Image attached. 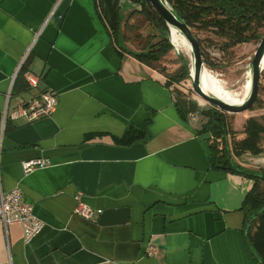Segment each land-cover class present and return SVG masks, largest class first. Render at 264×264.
Segmentation results:
<instances>
[{
	"label": "crops",
	"instance_id": "1",
	"mask_svg": "<svg viewBox=\"0 0 264 264\" xmlns=\"http://www.w3.org/2000/svg\"><path fill=\"white\" fill-rule=\"evenodd\" d=\"M105 9L99 16L95 0H0V187L20 185L43 222L28 242L21 225H0V264H258L238 210L251 180L209 168L197 134L205 104L119 53ZM26 73L39 76L37 87ZM47 89L57 96L50 116L9 117ZM244 113L231 127L236 139ZM129 130L149 137L117 142ZM260 138L263 152L233 161L263 167ZM35 159L49 165L25 174L22 163ZM77 192L97 217L74 212Z\"/></svg>",
	"mask_w": 264,
	"mask_h": 264
},
{
	"label": "trees",
	"instance_id": "2",
	"mask_svg": "<svg viewBox=\"0 0 264 264\" xmlns=\"http://www.w3.org/2000/svg\"><path fill=\"white\" fill-rule=\"evenodd\" d=\"M130 1L138 6L123 11L119 0H95V7L101 16L108 5L109 34L118 52L128 54L151 68L159 74L157 81L171 90V85L182 81L187 73L181 65L170 71L164 64L165 57L173 49L164 36L167 31L165 22L147 0ZM166 1L194 33L203 62L209 69H214L217 64L204 50V43L215 46L221 55L232 58L236 48L259 42L264 34V0ZM199 34L205 37L200 38ZM261 77L263 84L259 86L258 98L243 123L242 138L234 137L230 114L212 106L203 110V122L197 130L206 150L209 168L236 173L252 182L238 210L244 218L246 245L258 264H264V166L257 169L244 167L235 163L233 156L263 152L260 136L264 133V71ZM176 106L179 116L186 119L180 104ZM229 135L232 137L230 140ZM148 137L146 131L129 130L117 138V142L131 144L145 141Z\"/></svg>",
	"mask_w": 264,
	"mask_h": 264
},
{
	"label": "built area",
	"instance_id": "3",
	"mask_svg": "<svg viewBox=\"0 0 264 264\" xmlns=\"http://www.w3.org/2000/svg\"><path fill=\"white\" fill-rule=\"evenodd\" d=\"M25 79L29 87L35 88L39 83V76L26 73ZM57 107V96L52 90H43L26 102L19 104L9 112V117L17 119L25 117L29 120L50 116ZM220 148V147H219ZM49 161L45 159L28 160L22 163L23 172L26 174L37 167H45ZM74 212L86 219H94L99 214L98 210L92 209L77 192L74 195ZM12 224H19L23 229V241L31 240L42 228V220L34 213L33 204L23 197L20 185L4 191L0 187V225L6 231Z\"/></svg>",
	"mask_w": 264,
	"mask_h": 264
},
{
	"label": "water",
	"instance_id": "4",
	"mask_svg": "<svg viewBox=\"0 0 264 264\" xmlns=\"http://www.w3.org/2000/svg\"><path fill=\"white\" fill-rule=\"evenodd\" d=\"M147 1L155 10L158 11L163 21L165 22L167 31L164 33V36L170 42L173 48L175 49L171 41V28L175 29L181 35H183L186 41L190 44V62L185 58L182 53L179 52H177V58L181 67L184 68L188 75L191 90L207 104L212 107H215L216 109L222 112L228 114H239L249 111L255 104L259 94L260 78L262 70L264 68L261 65L262 58L264 56V34L259 40L258 45L254 50L253 56L249 62V91L247 93V96L240 103H232L203 89L201 83V76L203 70L205 69V64L203 62L199 42L190 27L185 23V21L172 10L166 0Z\"/></svg>",
	"mask_w": 264,
	"mask_h": 264
},
{
	"label": "rangeland",
	"instance_id": "5",
	"mask_svg": "<svg viewBox=\"0 0 264 264\" xmlns=\"http://www.w3.org/2000/svg\"><path fill=\"white\" fill-rule=\"evenodd\" d=\"M132 2V1H131ZM133 3V2H132ZM135 4V3H134ZM138 6L137 4H135ZM125 11V10H123ZM200 38H204L205 36L202 34H199ZM258 45V42H253V43H247L239 46L235 50V55L231 58L228 57L227 55H221L217 48L213 45H207V43L203 44L204 50L209 53V56L214 60V62L217 64V67L214 69H209L208 67L205 66L206 69H208L213 75H215L217 78H219L223 85L228 88L236 89L238 86H242L243 83L246 81L247 77V72L249 68V62L253 56V52L256 49ZM173 48V46H172ZM186 58V57H185ZM190 62V58H186ZM164 64L166 65V68L168 70L172 71L174 70L177 66H180L179 60L177 58V51L173 48L172 51L165 57L164 59ZM264 71V68L263 70ZM246 75V76H245ZM263 84V79L262 77L260 78V86ZM171 90L178 95H183L186 97H193L197 98L203 104H205V108H210V105L207 104L205 101H203L200 97H198L190 87V81L188 79V75L180 81L179 83L175 84L173 83L171 85ZM229 120L231 121V127L235 128H240L241 123L238 122L244 116H246V113L235 115V114H230ZM236 116L238 120L234 122L233 118ZM239 130L235 131L236 133ZM242 155V154H241ZM240 155L235 156L239 157ZM253 157V156H251Z\"/></svg>",
	"mask_w": 264,
	"mask_h": 264
},
{
	"label": "bare ground",
	"instance_id": "6",
	"mask_svg": "<svg viewBox=\"0 0 264 264\" xmlns=\"http://www.w3.org/2000/svg\"><path fill=\"white\" fill-rule=\"evenodd\" d=\"M171 41L177 50V52L182 53L186 58L191 57L190 44L178 31L171 28ZM261 65L264 67V56L262 58ZM246 76V75H245ZM202 87L205 91L211 92L216 96L230 101L232 103H240L247 96L249 91V75L247 72L246 81L242 86H238L235 90L232 88L225 87L222 81L213 75L208 69H204L201 76Z\"/></svg>",
	"mask_w": 264,
	"mask_h": 264
}]
</instances>
